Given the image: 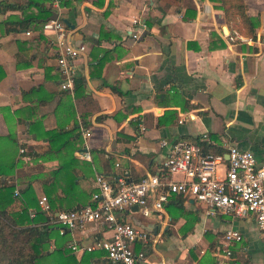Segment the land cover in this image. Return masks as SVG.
I'll list each match as a JSON object with an SVG mask.
<instances>
[{"label":"crops","instance_id":"0c3cea01","mask_svg":"<svg viewBox=\"0 0 264 264\" xmlns=\"http://www.w3.org/2000/svg\"><path fill=\"white\" fill-rule=\"evenodd\" d=\"M2 1L17 4L0 6V189H12L0 208L8 216L21 217L25 195L21 223L44 229L47 213L30 215L39 196L55 212L88 203L97 173H152L161 138L206 132L211 148L233 144L264 162V0H39L67 20L68 40L86 45L69 88L59 86L56 32L23 20L37 12L26 0ZM126 218L148 233L134 244L143 251L135 264H217L228 227L242 236L237 263L264 264L253 215L205 214L201 203L171 196L160 211ZM49 233L50 252L60 233ZM109 234L88 222L62 237L70 249ZM71 256L70 264H117L100 249Z\"/></svg>","mask_w":264,"mask_h":264},{"label":"built area","instance_id":"2783aa9c","mask_svg":"<svg viewBox=\"0 0 264 264\" xmlns=\"http://www.w3.org/2000/svg\"><path fill=\"white\" fill-rule=\"evenodd\" d=\"M52 1L57 5L59 0ZM41 27L56 32L53 47L61 76L59 86L69 88L75 76L74 59L85 52L86 45L65 37L66 23L57 14L42 21ZM233 36L240 38L236 31ZM87 133L85 130L84 134ZM209 141L206 132L196 138H161L159 145L164 153L154 172L136 180L129 179L124 172L115 173L111 178L97 173L94 176L96 190L88 203L52 212L46 196L41 195L37 199L39 210L47 213L46 222L55 226L60 234L88 222L105 226L110 231L108 236L94 238L79 247L72 241L68 246L71 250L100 249L108 261L121 264L141 261L143 251L136 250L134 244L148 238L147 230L126 215L137 212L146 216L160 211L172 194L198 201L204 206L205 214L253 215L264 241V162H257L251 150L233 144H227L224 151L205 148L204 144ZM84 156L88 157V153ZM133 205L136 207L132 210ZM241 237L239 230L233 227L222 232V243L217 251L222 259L217 264H238L232 248Z\"/></svg>","mask_w":264,"mask_h":264},{"label":"trees","instance_id":"16d2710c","mask_svg":"<svg viewBox=\"0 0 264 264\" xmlns=\"http://www.w3.org/2000/svg\"><path fill=\"white\" fill-rule=\"evenodd\" d=\"M68 2L69 0H59L61 5L68 4ZM237 4L242 6L240 0H237ZM0 6L16 8L17 4L7 3L0 0ZM25 6L35 7L37 9L36 13H27L25 15L23 20L26 22H42L56 14V11L53 8L43 7L39 0H26ZM225 16L226 18L228 17L226 13ZM76 79L78 78L75 76V84ZM110 87L114 89V86L111 85ZM169 112L172 111L166 110L163 112V115L168 114ZM204 147L215 151H221L217 148H211L207 143L204 144ZM27 188L28 187L23 190V194H26ZM11 193V186H3L2 189H0V200L2 199L1 195H7L10 197ZM171 196L183 197L179 194H172ZM23 198L25 199L26 204L21 208L20 218L15 219L13 216L10 217L6 214L4 209L0 208V264H54V262H58L57 264H70L71 261L69 260L73 259L71 256V250L65 244L66 239L62 237L66 231L55 238V248L49 252L48 241L51 237L49 231H53L54 228L57 232V228L50 224L48 226L46 225L44 229L39 230L34 226L28 224L23 225V223H21L22 216L27 217V215H29L26 211L27 205L29 204L28 200L25 195H23ZM42 214V211L39 210L36 205L35 211H33V216L30 217L34 220L36 218H41ZM42 258L46 259L42 260ZM115 263L121 264L119 262Z\"/></svg>","mask_w":264,"mask_h":264},{"label":"water","instance_id":"95a60500","mask_svg":"<svg viewBox=\"0 0 264 264\" xmlns=\"http://www.w3.org/2000/svg\"><path fill=\"white\" fill-rule=\"evenodd\" d=\"M63 21H64L66 24H68L67 20L63 19ZM225 157H226V156H225ZM135 207H136V206L133 205V206H132V209H135Z\"/></svg>","mask_w":264,"mask_h":264},{"label":"rangeland","instance_id":"374dc122","mask_svg":"<svg viewBox=\"0 0 264 264\" xmlns=\"http://www.w3.org/2000/svg\"><path fill=\"white\" fill-rule=\"evenodd\" d=\"M198 202V201H197ZM199 203V202H198Z\"/></svg>","mask_w":264,"mask_h":264}]
</instances>
